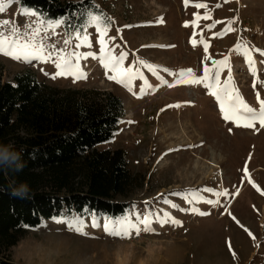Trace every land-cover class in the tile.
Returning <instances> with one entry per match:
<instances>
[{
    "label": "rangeland",
    "instance_id": "obj_1",
    "mask_svg": "<svg viewBox=\"0 0 264 264\" xmlns=\"http://www.w3.org/2000/svg\"><path fill=\"white\" fill-rule=\"evenodd\" d=\"M85 1L98 14H85V21L73 22L67 33L62 21L57 26L37 13L23 14L17 2L0 0L6 5L0 33L7 37L16 29L21 42L42 44L46 58L29 62L0 54L2 81L30 71L38 82L60 90L119 98L123 116L118 128L97 149L121 150L143 185L130 199L127 214L116 221L71 217L30 230L11 248L12 262L264 264V126L243 112L239 119L225 120L212 95L218 91L227 105V86L259 113L264 0ZM201 3L206 7H195ZM206 14L209 19H197ZM98 25L106 28L105 52ZM85 37L91 46L83 43ZM237 45L246 46L250 56L242 54L244 48L234 51ZM109 53L125 54V59L106 68L99 57ZM61 57L83 76L58 74ZM221 60L227 66L219 67L217 84L214 62ZM124 69H131V80L117 82Z\"/></svg>",
    "mask_w": 264,
    "mask_h": 264
},
{
    "label": "trees",
    "instance_id": "obj_2",
    "mask_svg": "<svg viewBox=\"0 0 264 264\" xmlns=\"http://www.w3.org/2000/svg\"><path fill=\"white\" fill-rule=\"evenodd\" d=\"M15 2L47 22L62 21L67 33L85 14H98L85 0ZM122 116L121 101L112 94L60 90L30 71L5 82L0 72V144L20 153V161L0 163V264H15L11 248L48 221H116L127 214L143 179L131 172L121 150L97 149L111 141ZM19 162L24 167L15 171ZM25 183L28 193L13 195Z\"/></svg>",
    "mask_w": 264,
    "mask_h": 264
},
{
    "label": "snow or ice",
    "instance_id": "obj_3",
    "mask_svg": "<svg viewBox=\"0 0 264 264\" xmlns=\"http://www.w3.org/2000/svg\"><path fill=\"white\" fill-rule=\"evenodd\" d=\"M12 2H15V0H8V3L11 4ZM186 4H187V0H185ZM6 5L3 3H0V12H3L5 10ZM195 7L197 8H205L206 5L205 4H196ZM23 14L25 15H36V12L34 10H22ZM209 19V16L206 14L203 17H199L197 16V19ZM94 21L97 19L96 17L92 18ZM9 23V21H3L2 24L3 25H7ZM50 23H54L55 25L58 26V24L60 23L59 21H55V22H50ZM219 23V22H216ZM187 26V25H186ZM215 26V23L209 25V28H212ZM98 30L100 32V39H99V43L101 45V52H105L106 49V42L104 40V35L106 34V28H99L98 25ZM231 27H227L225 29V31H231ZM38 29L36 31L33 32V37H35L38 34ZM18 34H17V30L13 29L12 30V35L10 36H4L2 33H0V54L3 55H7L10 56L13 59H26L29 62H31L32 59H39L41 61H45L46 58L43 55V45H36L34 42L29 41V42H21L18 38H17ZM78 39H80V37H78ZM65 43H68V41H65ZM83 43L86 44L87 46H91L90 44H88V41L85 38H83ZM195 43V42H194ZM80 45H77V47H79ZM205 50H207L208 45L205 43L204 45ZM241 48H244V52L242 53L243 55H245V57H249L250 56V52L248 51L246 46L243 45H237L236 49H234V51H240ZM259 51V50H258ZM261 55H264V51H262L260 53ZM93 55V58H95L94 54H90ZM87 58V57H84ZM62 63H57L56 67L58 69H62L61 72H59L58 74H66V73H71L73 71H75L76 74V78H81L83 76L82 73L79 72L78 67L75 68V70L73 69V65L70 59H68L67 57H61L60 58ZM77 59H80V57L78 56ZM99 59L104 63V66L107 68L109 67V63H112L113 65H119L124 59H125V54H121L118 58L111 56L110 53L106 56H101L99 57ZM249 65H250V69L253 71V74H255V64L253 61H251L250 59L248 60ZM217 65L218 70L215 73V79L217 81V84L219 83V75H220V71H219V67L220 66H227V60H221V61H217L214 62ZM113 70H117L115 67H113ZM123 75L122 78L117 80V82L120 83H124L125 81H130L132 78V72L131 69H124L121 70ZM189 75L191 74V70H188ZM208 73L209 70L207 68H205V80L208 79ZM183 75V73H182ZM113 79H115V77H111ZM193 82L196 83H203L204 81L202 80H195ZM125 86H129V84L126 83ZM208 87H211V85H207ZM212 95L216 96L217 100L220 101L221 104V111L224 113V119L225 120H233V119H239V113L243 112V113H248L250 114V118L252 120L255 119H259V123L261 126H264V100H260V111L259 113L256 112L255 109L249 107L247 104H245L243 101H241L238 97H234L232 95L231 92H229L227 90V86H225V97L228 101L227 105H225L224 101L221 99L220 93L217 92H213ZM258 99H259V95H258ZM244 126L246 127H252L253 124L252 123H247ZM209 203H211L212 201H208ZM73 227H75V225H73Z\"/></svg>",
    "mask_w": 264,
    "mask_h": 264
},
{
    "label": "clouds",
    "instance_id": "obj_4",
    "mask_svg": "<svg viewBox=\"0 0 264 264\" xmlns=\"http://www.w3.org/2000/svg\"><path fill=\"white\" fill-rule=\"evenodd\" d=\"M3 150H0V163L6 162L8 160L12 161H20V153L17 152L13 147L9 148L6 144H0ZM24 165L22 163H18L15 167V171H21ZM28 185L21 184L19 188L13 190V195L24 196L28 193Z\"/></svg>",
    "mask_w": 264,
    "mask_h": 264
}]
</instances>
